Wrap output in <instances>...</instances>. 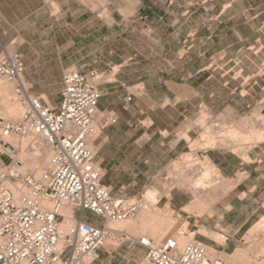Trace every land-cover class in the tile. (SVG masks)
Returning a JSON list of instances; mask_svg holds the SVG:
<instances>
[{
    "label": "rangeland",
    "instance_id": "rangeland-1",
    "mask_svg": "<svg viewBox=\"0 0 264 264\" xmlns=\"http://www.w3.org/2000/svg\"><path fill=\"white\" fill-rule=\"evenodd\" d=\"M121 4L126 6L130 3L123 0ZM142 4L143 10L140 13L133 14L126 7L123 11H115L111 29L103 25L97 31L92 24L80 26L77 33L71 25V18H67L66 22L69 23H63L56 43L50 41L46 44L49 51H52L51 48L55 50V44L61 48L65 68L82 69L87 76L86 72L92 68L105 71L103 74L98 73L97 78H88L94 85L101 81H113V73L119 69L113 67L111 70L112 64L106 67L100 60L120 54L122 59L131 57L139 61L137 66L126 68L129 71L125 78L115 79L135 84L142 96L137 103L131 102L129 110L123 112L120 118L118 107H122L124 93L119 90L118 82H115L113 90H119L115 93L118 97L111 99L110 106H115L117 111L114 114L102 113L104 119L101 124L109 129L114 168L112 172L117 174L111 178L117 185L111 195H123L135 200L145 199L147 194H151L155 211L149 213L138 230L132 226L120 229L130 231L136 237H154L156 241L170 236H183L178 234L180 232L188 235L195 231L194 239L205 246L206 254L212 259L218 258L231 264L227 258L235 254L234 256H239L235 258L236 264H253L255 260L264 264L263 248L259 244L249 245L243 238L255 222L260 219L264 221V176H261V171L247 173L242 170L231 174L226 180L210 158L211 153L225 150L248 161L247 151L256 149L257 152L258 149L254 147L264 145V0H189L185 4L188 19L182 15L175 17V11L168 8L169 0H161L160 11L155 13L158 18L147 8L151 6L150 2L144 1ZM178 4L180 11L184 8V0H177L176 6ZM100 5L103 6L99 10ZM105 5L106 3L92 1L90 9H98V14L107 15ZM78 9L80 12L86 11L85 15L90 14V9L84 6ZM257 13V17H253ZM142 16H145L144 19L140 18ZM104 21L110 22L108 19ZM14 36H2L6 51L14 49L15 43L9 42ZM112 36H115L114 42L117 45L125 40L132 46L142 45L143 48L111 50L106 41ZM142 80L144 92L143 86L136 83ZM232 82H237L238 86L234 93L225 88L230 87ZM251 86L253 89L250 92L248 88ZM210 93L213 95L209 96ZM13 103H17L19 109L10 114L9 106ZM23 109L14 83L0 77V119L16 121ZM126 121L128 131L125 130ZM151 121L154 124L149 126L151 136L148 137L145 128ZM94 124L96 129L100 127L95 121ZM153 128H159L160 132L152 135ZM253 129L257 134H262L259 140L248 134ZM126 131L130 138L125 145L123 142L121 145ZM10 136L16 140L9 139ZM10 136L3 137L0 129V154L6 155L2 151L3 142L10 143L15 151L7 154V157H11L13 161L17 155L15 145L20 137L15 134ZM101 136L97 130L95 135L88 137V147L97 151L94 145L100 142ZM94 140L97 143L94 144ZM24 141L27 147L33 143L31 139L25 138ZM177 141H180L178 146H174ZM51 154L50 147L49 159ZM96 156L99 162L98 153ZM207 161L213 165L202 182L203 185H210L205 188L207 190L215 188L211 185L212 178L216 175L226 183L227 189L235 186L244 176L248 177L244 185L238 186L241 192L234 194L233 200L240 202L239 211L250 215L243 226L241 224L245 219L240 218L238 209L227 211L225 219L212 216L211 210L206 206L212 205L215 200L204 201L203 209L200 210L185 208L187 212L168 204L166 197L169 188L177 187L180 180H186V183L178 188L194 197L190 186L201 181L198 179L203 174ZM48 165L38 176H34L32 169L27 166L18 169L11 162L10 168L39 180ZM101 175L102 181H107L104 170ZM197 184L202 185L201 182ZM120 185L123 187L120 188ZM252 186H256V189L249 192ZM243 193L244 200H240ZM224 202L227 205L226 200ZM63 207L76 208L71 205ZM194 215H199L196 225ZM92 216L96 217L89 211L83 214L86 219H91ZM63 219L60 218L59 223ZM230 221L239 223L231 225L228 223ZM75 223L76 220L71 228ZM110 225L119 228L120 223ZM199 225L209 227L220 241L199 230ZM207 248H211L215 256H210Z\"/></svg>",
    "mask_w": 264,
    "mask_h": 264
},
{
    "label": "built area",
    "instance_id": "built-area-1",
    "mask_svg": "<svg viewBox=\"0 0 264 264\" xmlns=\"http://www.w3.org/2000/svg\"><path fill=\"white\" fill-rule=\"evenodd\" d=\"M40 1L49 4L53 0ZM23 69L17 52L0 53V77L14 83L24 106L16 121L0 119L1 135L41 139L52 148V154L39 180L0 162V264H78L85 257L97 258L106 240H136L145 248L149 264H226L207 257L205 246L194 239L195 231L178 233L187 238L180 246L172 236L159 241L145 235L134 238L112 227L111 223L134 217L145 201L111 195L101 181L94 152L88 147V137L97 132L94 118L101 96L88 78H97L98 73L91 71L87 76L76 69L66 70L55 110L28 94L21 79ZM125 99L130 101L131 95ZM13 149V145L3 142L2 151L10 154ZM220 183L221 177L213 176L212 185ZM65 205L76 207L79 217L64 236L66 245L60 247L59 219L64 218L61 209ZM83 211L100 217L102 224L83 221Z\"/></svg>",
    "mask_w": 264,
    "mask_h": 264
},
{
    "label": "crops",
    "instance_id": "crops-1",
    "mask_svg": "<svg viewBox=\"0 0 264 264\" xmlns=\"http://www.w3.org/2000/svg\"><path fill=\"white\" fill-rule=\"evenodd\" d=\"M92 1H97L101 3H106L107 6V15H101L97 12L103 5L99 6V10L90 9V4ZM123 0H53L49 4H44L40 0H0V53L4 51L5 43L4 38L2 36L6 34L15 35L13 38L9 39L10 44L15 43L14 49L12 51L17 52L24 65V69L21 75L22 82L24 83L27 92L31 96L38 97L42 100L43 103L57 110L60 103L61 98V90H62V75L68 70L70 67L65 68L64 61L62 59V51L61 48L55 44V50L52 51L47 50V43L50 41H57L59 32H61V27L63 23L66 22L67 18H71V25L75 27V31L79 33L80 26L85 25H94L98 31L99 28L103 27V25L108 26L111 29L114 20V12L115 11H123V8L126 7L127 11H132L133 14L140 13L143 10L142 2L148 1L151 3V6L147 8L151 9V13L154 17L158 18V15L155 13H159L160 11V2L161 0H127L130 4H121ZM177 0H169L168 8L175 11V17L182 15L185 19H188V15L186 16V3H189V0H184V8L179 11L180 5L176 6ZM115 3L116 5H114ZM84 6L85 8L90 9V14H86L84 11L80 12L78 7ZM49 8L51 12H49ZM169 10V9H168ZM167 10V11H168ZM260 13V12H259ZM254 14L253 17H257L259 14ZM132 14V13H131ZM145 16L140 17L144 19ZM160 17V16H159ZM87 19V20H86ZM91 19H94L93 21ZM104 19L110 20L109 23H106ZM67 24L69 22H66ZM122 31V30H121ZM124 31V30H123ZM52 35V36H51ZM108 40V39H107ZM115 41V36L111 37L109 41H106L109 44V48L112 49H142V45L132 46L128 41L123 40L121 44L117 45ZM7 50V49H6ZM58 50V53H57ZM119 58V59H117ZM121 59V60H120ZM106 67L111 66V70L113 67H117L116 72L113 73V81L111 82H103L97 83L95 86L100 91L101 96L98 100L97 111L100 113V117L98 115L95 116L94 121L100 124L97 130L102 134L100 142H95L94 146L97 151L94 152V162L100 167L101 171L104 170L105 177L107 181H102L105 186L109 187L110 193L112 192L114 187H117L115 183L111 181V178L117 174H114L112 170H114L112 166L113 158L112 152L110 150L109 141L111 140L109 129L105 128V125L101 124L102 113H112L114 114L117 111L115 106H110V101L114 97H118L117 93L121 90L124 93L122 98V107L119 106V115L122 118V113L127 112L129 110V104L131 102H136L142 96V93H139L135 84H130L127 81L116 80L117 78H125L128 73V66L132 67L133 65L137 66L139 61L136 59L129 57L127 59H122L120 54L111 55L109 59L100 60ZM81 73H85L82 69H77ZM91 71H96L97 73L103 74L98 68H92L87 74ZM102 77V76H101ZM103 78V77H102ZM116 78V79H115ZM115 82H118L119 90H113L116 86ZM139 85H142L145 91V85L143 80L136 82ZM237 82H232L230 87H225L230 93H234L238 90ZM123 84L125 86H123ZM228 84V82L226 83ZM225 84V85H226ZM236 84V85H235ZM224 85V86H225ZM235 85V86H234ZM264 89V86L262 87ZM253 87H249L248 91L251 92ZM224 90V89H222ZM131 95V100L126 101V96ZM209 96L213 95V93L208 94ZM249 105V104H248ZM247 105V106H248ZM97 119V121H96ZM152 120V119H151ZM154 122L151 121L150 124L145 128V134L149 137L151 134L148 132L149 126L153 125ZM128 121H126V129L128 131ZM124 133V139L121 140L125 145L128 139L130 138L128 132ZM156 132H160L159 128H153L152 135ZM122 139V138H120ZM180 141H177L174 146H178ZM256 149L248 150V161L242 159L236 154L228 153L225 150H217L210 154V158L221 173V175L227 180L231 174H234L237 171H261V176H264V145L263 146H255ZM15 148L13 149V152ZM98 153L99 162L96 159V155ZM6 155L0 154V162L5 164H11L12 158L7 157ZM11 158V159H10ZM109 171V172H108ZM247 172V173H248ZM102 178V175H101ZM248 177L244 176V179L239 180L238 183L231 187V189H227L226 183H221L219 185H215L211 191V195L209 192H204L200 197L196 199V197L188 196L185 191H181L178 187L171 188L168 192V197L166 200L168 204L175 209H181L184 212H187L184 208H194V209H203L202 203L206 200H215L212 205L206 206L211 210L212 216L220 217L221 219H225V213L227 211L232 212L234 209H238V215L240 218H244L245 221L242 222V226L248 222L249 216L248 214H244L239 211L240 202H234V194L241 192L238 188L240 185H244V181L247 180ZM109 179V180H108ZM123 186L120 185V188ZM256 189V186H252L249 189V192H252ZM191 191V190H190ZM120 192V191H119ZM223 194H225L223 196ZM217 195V196H216ZM226 195L228 197H226ZM240 196V200H244L245 193ZM224 200H226L227 205H225ZM73 209V210H72ZM74 219L76 220L79 217V211L77 208H71ZM85 211L81 213V219L83 221L90 222L94 225H101L102 219L98 216H92L91 219H86L83 217ZM207 215V214H206ZM197 216L194 215V225L197 224ZM209 216V214L207 215ZM231 225L238 224L239 222H228ZM241 226V227H242ZM240 227V228H241ZM197 228L207 234L212 232L209 227L206 225H199ZM204 228V229H202ZM237 229L238 230H240ZM138 230V228H136ZM209 229V230H208ZM237 233V232H236ZM143 236V235H142ZM132 237H136L132 236ZM154 238V237H152ZM108 242V241H107ZM98 256L95 259L88 260L85 264H149L145 259L146 250L140 245L136 240H128L123 241L121 243H114L109 240L108 243H103L98 251ZM66 254V253H65ZM64 254V255H65ZM82 264V262L80 263Z\"/></svg>",
    "mask_w": 264,
    "mask_h": 264
},
{
    "label": "bare ground",
    "instance_id": "bare-ground-1",
    "mask_svg": "<svg viewBox=\"0 0 264 264\" xmlns=\"http://www.w3.org/2000/svg\"><path fill=\"white\" fill-rule=\"evenodd\" d=\"M9 109H10L9 110L10 114L11 113L14 114L16 111H18L19 105L17 103H13L11 106H9ZM97 114L100 117V113L98 111H97ZM96 121H97V119H96ZM248 134L251 135L256 140H259L262 137L261 136L262 134L261 133L257 134L255 129L250 130ZM9 136H7V137H9ZM9 139H11L13 141L16 140L12 136H10ZM24 139L25 138H20L19 141L16 143L17 145H15L17 147V155H15V158H14L12 164H13V166H15L18 169L19 168H24L25 166H27V167H29L28 169H32L31 171L34 173V176H38L40 174L41 170L43 171L44 168H46L47 165L49 164L50 146L45 144V143H43L41 141V139H39L37 141H33L32 145L28 144L29 147H27L24 144V142H25ZM212 147H215V146L212 145ZM211 168L213 169V165L210 162H208V161L205 162V170H204L203 174L200 175V178L198 179V181H200V179H201V181H200L201 184H202V182H204V179L207 178L206 176L210 172ZM180 181L181 182L176 184L177 187H180L182 184L186 183L185 182L186 180H184V181L180 180ZM221 181H222V179H221ZM176 182H178V181H176ZM200 182H197V183H200ZM197 183L192 184L190 186V190H191L190 192L192 193V195L196 196V199L198 197H200L204 192H206L205 190H207V189H205V188L207 186H210V185H203V184H202L203 186L202 185L198 186ZM171 185L173 186V184H171ZM211 186H213V185H211ZM169 190H170V188H169ZM209 190H210V192H209ZM211 191H212V188L207 190V192H209V194L211 193ZM144 201H145V206L143 208H141L134 217L128 218V219H126V220H124L122 222H119L120 223L119 228L117 226L115 228H117L119 230H124V229H120V227H123V228L124 227H126V228L129 227L130 228L132 226V227H134V229H136V228H138V226H142L143 223L145 222L146 218L149 216V213L155 211L154 200H153L151 194H147L145 196ZM61 214H63L64 219L59 223V231H60L59 246L60 247L66 245L67 242L65 241V239H63L64 234L69 233L71 231V229H72L71 225H72L73 221H75L74 216H73L72 211H71V208L62 207ZM112 227H114V226H112ZM202 229H204V228H202ZM124 231H126V230H124ZM203 231H205V230H203ZM126 232L128 234H130L131 236H135L134 234H131L130 231H126ZM160 232H157V233H160ZM212 233L213 232H209V235H212V236H214L216 238V240H219L217 235L216 234H212ZM262 233H264V221L262 219H260L257 223L255 222V224L252 225V228L250 227V229L248 230L246 235L244 234L243 238L245 239V241H247L249 243V245L259 244L260 248L261 249L263 248L262 250H264V238H263L264 235L262 236ZM174 238H175V240L177 241V243L179 245H182L183 241H185L183 236H176ZM106 241H105V243H107ZM207 249H208L207 250L208 254L210 256H215V252L211 248H207ZM234 255L228 256V258H227V260L231 264H236L235 258L239 257V256H234ZM207 257H208V255H207ZM208 258H210V257H208ZM81 262H82V264H85L87 262V258L86 257L83 258L81 260ZM81 262H78V264H80ZM253 264H261V262H258L257 260H255V261H253Z\"/></svg>",
    "mask_w": 264,
    "mask_h": 264
}]
</instances>
